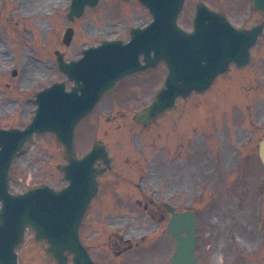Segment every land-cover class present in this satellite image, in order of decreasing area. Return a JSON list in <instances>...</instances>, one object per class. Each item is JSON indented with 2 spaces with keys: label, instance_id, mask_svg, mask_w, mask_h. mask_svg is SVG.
<instances>
[{
  "label": "rangeland",
  "instance_id": "1",
  "mask_svg": "<svg viewBox=\"0 0 264 264\" xmlns=\"http://www.w3.org/2000/svg\"><path fill=\"white\" fill-rule=\"evenodd\" d=\"M67 1L3 0V4L0 3L3 7L0 15V49L5 55V59L0 60V125H22L30 117L34 107L28 97L33 96L36 89L43 84L63 77L54 68L55 49H59L66 57H73L82 45L97 42L122 30L123 26L118 23L120 10L116 1L100 0L97 6L87 8L84 15L74 23H69L66 17L64 5ZM205 1L221 5L225 9L244 2ZM52 10H57L56 14L47 16L46 13ZM123 11L127 13L129 10ZM30 13L33 16L28 20L21 18ZM189 15L184 11L180 21ZM234 16H239V12H234ZM127 19L130 17L127 16ZM259 21L260 15L251 23ZM69 25L74 28V36L69 45H64L61 39ZM185 26H188V21ZM27 30L34 36L27 33ZM262 41L260 39L256 45V57L247 68H254V73L247 75L236 71L232 77L222 79L209 93L196 94L203 95L198 100L188 103V100L181 101L186 104L180 111L169 113L168 117L166 114L162 115L157 118L152 128L144 132L129 117L132 108L147 100L148 97L144 98V95L150 90L125 87L126 83L103 102L101 110L94 114L96 117L93 115L94 120L103 121L104 115L110 114V121L104 123V127L96 128L90 121L85 123L84 137L94 135L109 140L111 137V149L121 158L124 169H127L126 159L131 158L134 152L139 157L134 164L140 166V173L146 165L152 167V183L159 189L158 198L175 195L174 201L177 204L188 202V206L196 211V257L200 264H264V173L257 152L258 141L264 135V128H257V121L264 118V87L260 89L261 86L252 80L242 86L251 77H255L258 82H264L261 63L255 70V64L260 59L258 55L261 44L264 48ZM14 69L17 71L16 75L12 74ZM159 71L162 73L163 70ZM241 86L248 97L243 98L247 101L242 98ZM179 135L189 144L183 146L186 141L181 139L183 145H171L170 141L172 144L180 141ZM115 136L122 137L123 140L114 144V140L118 139ZM203 136L201 147L199 142L201 144ZM246 137H252L253 140L240 151L243 164L237 166V158L232 153L235 152L237 142L243 141L245 145ZM88 139L89 137L79 139L78 150L86 145ZM142 146L145 148H139L136 152ZM247 156L249 168L244 161ZM60 162H63L62 148L54 137L50 134L37 137L12 165L11 189H23L42 179L55 182L58 174L54 166ZM181 191H186L187 198ZM199 192L202 195L196 198L195 193ZM120 211L122 208L117 206L116 212L109 216L117 215ZM109 221L120 223L122 219L106 220ZM135 221L133 228L128 230L133 235L157 224L163 227L157 235L140 242L135 249L119 258H115L110 251V258L105 260V264L119 259L124 264L133 260L135 264H167L173 244L165 231V223L153 222L152 218L143 216L137 217ZM142 224H146V227H141ZM87 233L90 234V231ZM114 237L116 236L107 226V232L93 241L95 248L106 239L114 250L120 249V246H112ZM162 242L166 248L161 254H157ZM156 243L159 244L155 248ZM36 247L31 245L26 249L25 264H35L29 255ZM100 257L106 259L103 254Z\"/></svg>",
  "mask_w": 264,
  "mask_h": 264
},
{
  "label": "water",
  "instance_id": "2",
  "mask_svg": "<svg viewBox=\"0 0 264 264\" xmlns=\"http://www.w3.org/2000/svg\"><path fill=\"white\" fill-rule=\"evenodd\" d=\"M188 91H189V89L184 91V93H187ZM260 155H261V158H262V160L264 162V141L261 144ZM169 231L172 234V229L171 228L169 229ZM188 235L185 236V237H180V236L179 237H175L176 240H178V241L180 240L181 249H180V253H179L178 259L173 264H195V261H194L195 259L192 257V243H193L192 233H189ZM50 249L51 250H53V249H55V250L59 249L60 250V247H57L56 245H51ZM57 257L60 259V261H62L60 253H58Z\"/></svg>",
  "mask_w": 264,
  "mask_h": 264
},
{
  "label": "flooded vegetation",
  "instance_id": "3",
  "mask_svg": "<svg viewBox=\"0 0 264 264\" xmlns=\"http://www.w3.org/2000/svg\"><path fill=\"white\" fill-rule=\"evenodd\" d=\"M106 185V183H105V180H102V185H101V188L102 189H105L104 188V186ZM101 197H102V199H104V197H103V195H101ZM150 205L149 204H145L143 207H144V209H145V211L147 210V211H149V212H152V213H156V212H158V206L157 205H155L154 203V201L152 200V199H150ZM148 205H149V207H148ZM105 207V206H104ZM149 208V209H148Z\"/></svg>",
  "mask_w": 264,
  "mask_h": 264
},
{
  "label": "bare ground",
  "instance_id": "4",
  "mask_svg": "<svg viewBox=\"0 0 264 264\" xmlns=\"http://www.w3.org/2000/svg\"><path fill=\"white\" fill-rule=\"evenodd\" d=\"M0 59H5L3 54H0Z\"/></svg>",
  "mask_w": 264,
  "mask_h": 264
}]
</instances>
